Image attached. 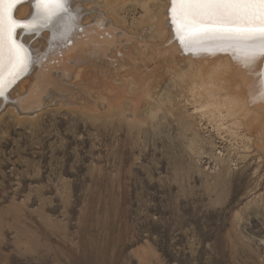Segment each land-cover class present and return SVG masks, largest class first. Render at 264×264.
<instances>
[{
    "label": "rangeland",
    "instance_id": "rangeland-1",
    "mask_svg": "<svg viewBox=\"0 0 264 264\" xmlns=\"http://www.w3.org/2000/svg\"><path fill=\"white\" fill-rule=\"evenodd\" d=\"M142 16L119 11L128 31ZM163 55L142 67L146 103L84 86L94 108L53 92L31 119L0 105V264H264V146L216 127L189 94L188 57Z\"/></svg>",
    "mask_w": 264,
    "mask_h": 264
},
{
    "label": "bare ground",
    "instance_id": "bare-ground-1",
    "mask_svg": "<svg viewBox=\"0 0 264 264\" xmlns=\"http://www.w3.org/2000/svg\"><path fill=\"white\" fill-rule=\"evenodd\" d=\"M99 1L70 0L75 26L66 36L54 33L51 29L34 34L18 30V38L32 52L30 71L33 73L28 79L18 82L23 88L19 93H16L18 87L15 86L16 96L12 103H6L0 98V105L5 103L2 111L31 119L45 110L47 105L43 99L52 95V92L55 96L50 104L54 106L59 105L60 99V102L62 100L74 106L83 104L89 109L94 108L96 101L94 103L87 94L91 93L90 89L83 91L84 86L95 89L100 87L101 90L96 91L102 94H97L99 98L105 96L108 104L121 97L135 102L140 97L146 103L154 86L146 82L138 84L142 67L147 69L150 59L161 58L166 50L171 56L174 53L178 57L187 56L189 66L196 68L188 79L189 94L204 100L206 112L203 114L219 117L218 120L214 117L217 120L216 127L217 122L219 126H227V123L238 126L245 130L256 146H264V98L257 97L259 74L264 73V59L246 67L234 60L228 52H202L196 55L185 52L172 38L167 23L169 0L164 9L158 10V15L152 19L144 18L150 16L154 0ZM73 3L77 4L74 8ZM138 3L143 11V19L138 29L128 31L124 20L119 19V11L131 5L136 7ZM32 11L34 9L31 4L22 0L14 8L13 14L17 19L30 18ZM146 33H150V37L157 36L158 41L147 39ZM73 75L77 80L68 83L67 78ZM114 81L128 86V91H118ZM12 90L8 93L10 98L14 92ZM75 91L81 92L80 95L76 99L69 98Z\"/></svg>",
    "mask_w": 264,
    "mask_h": 264
},
{
    "label": "snow or ice",
    "instance_id": "snow-or-ice-1",
    "mask_svg": "<svg viewBox=\"0 0 264 264\" xmlns=\"http://www.w3.org/2000/svg\"><path fill=\"white\" fill-rule=\"evenodd\" d=\"M21 2L0 0V98L5 101L33 63L18 30L51 29L66 36L75 26L70 0H26L34 11L17 19L13 10ZM167 16L172 38L185 52H228L246 67L264 59V0H169ZM259 75L257 97L264 98V73Z\"/></svg>",
    "mask_w": 264,
    "mask_h": 264
}]
</instances>
